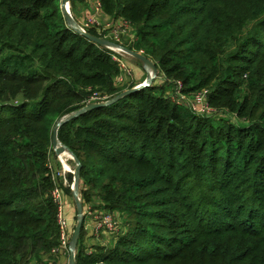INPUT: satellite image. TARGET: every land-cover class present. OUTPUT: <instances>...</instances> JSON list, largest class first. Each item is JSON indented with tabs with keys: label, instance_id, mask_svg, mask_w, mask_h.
<instances>
[{
	"label": "trees",
	"instance_id": "16d2710c",
	"mask_svg": "<svg viewBox=\"0 0 264 264\" xmlns=\"http://www.w3.org/2000/svg\"><path fill=\"white\" fill-rule=\"evenodd\" d=\"M61 1L0 0V42L33 68L5 76L16 68L0 59V264H27L22 250L58 245V205L47 166L53 129L95 94L109 100L123 92L114 86L117 65L66 23ZM100 2L107 16L136 28V49L162 75L180 80L184 94L205 91L208 107L233 114L242 125L213 128L183 114L154 87L63 123L57 139L79 162L87 202L96 194L102 209H132L139 218L132 237L111 250L88 256L76 248L75 264H151L157 244L169 247L163 231L176 243L188 242L175 254L154 253L161 264H175L189 251L196 253L189 264H264V223L228 229L221 222H191L199 220L196 200L205 199H192L175 185L218 167L225 186L238 182L239 190L248 186L254 194L264 189L257 186L264 171V126L257 121H264V0ZM232 148L244 152L243 169L228 171ZM255 217L262 216L256 212L248 223ZM194 223L199 231L188 237Z\"/></svg>",
	"mask_w": 264,
	"mask_h": 264
},
{
	"label": "rangeland",
	"instance_id": "374dc122",
	"mask_svg": "<svg viewBox=\"0 0 264 264\" xmlns=\"http://www.w3.org/2000/svg\"><path fill=\"white\" fill-rule=\"evenodd\" d=\"M97 1L98 0H85V3H82L81 1L78 2L70 0L65 4L63 2L60 4L62 5L63 10L68 11V15L75 23L76 27H83L87 22V19H89L91 16H94L93 11ZM103 13L104 12L102 9V13L97 15L96 21L93 23V25L84 28V31L85 33L92 32L99 36L96 38L106 41L107 44L102 47L106 51L113 53L117 58H120L124 62L127 74L114 79V86H116L117 90L123 91L122 93L118 92L119 94L109 100H107V98H109L108 96L102 98L100 94H95L90 103L82 109H86L92 105H106L123 93L131 91L129 87L136 89L140 86H145L146 88H161L162 90L157 93L162 94L163 97L169 100L170 103L177 104L181 108V112L183 114H194L200 119H205L211 124V127L213 128L221 127L226 123L242 125L241 121H238V119L233 114H230L227 111L213 110L212 108L208 107L207 95L205 94H203V101L201 102V105H198L195 111L192 110L191 105L193 103V99L197 97L196 95L199 93L194 92L191 94H184L182 92L184 87L180 80L166 78L160 73L158 67H156L155 61L152 58L148 57V55H146L143 50L136 49L135 45L138 43L136 28L126 25V23L120 18H113V21L108 22L104 20L103 17H101ZM115 32H121L123 34L118 35L117 38H115ZM2 34L3 33H0V35ZM3 43L4 42H0V52L2 53L0 55V59H3L9 67L16 68L15 70H12V68L7 70L5 72V76H12V73L17 72L18 69L33 70L32 66H26L25 61L19 54L12 53L10 51L8 44L5 45ZM124 49L133 51L145 57L151 62L153 68H147L146 65H144L141 61L134 59L125 51H123ZM253 49L256 48L253 47ZM34 71L37 72L36 70ZM243 80H246V76H244ZM243 93H245V90ZM5 100L6 99L3 100V103H9L10 105V102H5ZM14 105H16V103H14ZM108 106L110 105L105 107ZM257 121L260 123V125L264 126L263 119H257ZM49 148L50 152L47 159V166L52 174L54 189H57L62 195L61 205L58 204V206L62 207L63 217L68 221V232L71 240L78 220L76 206L73 199V173L75 171V163L67 151H65L63 154L57 155L52 144ZM235 153L236 150L232 148L230 150V161H232V165L228 167V171L234 167L235 168L232 170L244 168V152L241 151L239 154ZM218 164L220 165L221 161ZM204 175L205 178L203 179H200L199 177L195 179H188L184 176L180 178V180L175 184L176 187H180L183 192H188L189 194L193 193L192 199H197L200 197L205 199L201 204H199V202L196 200V207H199V212L197 213L199 220H196L197 218H192L190 219L191 222L195 221L200 224L202 221V224L206 227H208V224L211 221L221 222L223 226L228 229H234L236 227H256V225L264 223V189L263 191L261 189L256 190V194H254L253 190L248 189V186H243V188L239 190L240 184L238 182L234 187L225 186V182L221 176L222 173L218 167L215 168L213 173H205ZM261 175L263 178L257 185L258 187L260 185H264V171L261 173ZM78 194L80 198V204L82 206V212H85L86 214L92 210L90 213H94V215L105 213L109 214L112 217L113 223H115V227L112 230L98 231L95 234H90L91 236L87 240L88 242L86 241L87 236L81 232L82 234H80V236L82 238L79 237L76 247L77 249L82 247V250L80 249V251L89 256L91 254L98 253L101 248L103 250H111L113 247H115L116 242L121 238L126 236L132 237L133 234L131 233L135 231L136 223L139 222L136 210L127 209L111 211L102 209L101 207L103 205L99 202V198L96 196V194L90 195V197H88L89 201L87 202V197L81 194V184L80 187H78ZM183 195L184 193H181V196ZM178 197L180 196H177V199H179ZM256 212L258 215L262 216L261 219H257V217H255L251 223H248V221L252 219V215H255ZM215 222L213 224H215ZM195 224L196 223H194V227H196ZM83 228L82 230H84ZM148 231L150 233L158 232V230L154 227H150ZM198 231L199 229L196 227L193 233H189L188 237H192ZM161 233L164 235L162 240L169 244V247L173 250H170L168 246H161L160 244H157V248H159V250L153 251L151 257L162 259L157 257L158 253L156 256H153L154 253L162 251L165 255H171L186 249V247H182L187 244L188 238H184L183 242L181 241L180 243H176V240L171 238V235L168 231H163ZM139 239L142 243L143 239ZM206 239H208V243L211 242L215 244L220 242V240H211V238L208 237H206ZM56 247L57 245L51 250L43 252H40L38 247L36 250L25 249L20 252L19 257H21L20 255H27V264H68L70 257L68 258L67 255L55 256L52 254V250ZM180 247L181 249H179ZM178 249L179 251L176 252ZM189 252L181 254L182 257L175 264H189L192 256L196 254L194 251H191L190 253ZM60 256L63 259L57 261V257ZM156 259H152L153 261H151V264H161V262L156 261Z\"/></svg>",
	"mask_w": 264,
	"mask_h": 264
},
{
	"label": "built area",
	"instance_id": "2783aa9c",
	"mask_svg": "<svg viewBox=\"0 0 264 264\" xmlns=\"http://www.w3.org/2000/svg\"><path fill=\"white\" fill-rule=\"evenodd\" d=\"M102 5L100 0L97 1L94 7V16H91L89 19H87V22L85 25L82 27H77L75 30L74 27L70 26L75 32H78L76 34L81 35V33H85V29L89 27L90 25H93V23L96 21V17L98 14L102 13ZM124 21V20H123ZM126 25L131 26L129 23L124 21ZM123 33L121 32H115L114 36L117 38L118 35H122ZM82 36V35H81ZM108 55L110 56L111 60L117 65L119 69V76L122 77V75L127 74L126 67L124 65V62L120 59L117 58L113 53L108 52ZM118 76V77H119ZM117 77V78H118ZM203 94L206 95V92L199 93L196 95L193 99V103L191 105L192 110H196V107L198 105H201V102L203 101ZM53 200L57 205H61V193L57 190L54 189L51 194ZM92 210H90L88 213L85 214V212H82L83 215V226L84 230H88L91 232V234H95L98 231H104V230H112L115 227V223L112 221V217L109 214H96L90 213ZM90 216V217H89ZM93 216V217H91ZM57 223H58V229H59V239H58V245L56 248L52 250V254L55 256L59 255H67L68 258L70 257V237H69V232H68V221L63 217L62 214V207L58 206V214H57ZM68 264H70L68 262Z\"/></svg>",
	"mask_w": 264,
	"mask_h": 264
},
{
	"label": "water",
	"instance_id": "95a60500",
	"mask_svg": "<svg viewBox=\"0 0 264 264\" xmlns=\"http://www.w3.org/2000/svg\"><path fill=\"white\" fill-rule=\"evenodd\" d=\"M70 0H62L61 2H63L64 4L66 2H69ZM63 14H64V17H65V20L67 22L68 25L74 27L75 29H77L75 23L72 21V19L70 18V16L68 15V11L66 10H63ZM82 36H84L85 38H87L88 40H90L93 44H96V45H100V46H104L107 44L106 41L102 40V39H99V38H96V37H93L91 35H89L88 33H81ZM123 51H125L128 55H130L131 57H133L134 59H137L139 61H141L144 65L149 66L151 68H153V65L151 64V62L146 59L145 57L133 52V51H130V50H126L124 49ZM146 88L145 86H140L136 89H132L131 91H128V92H125L123 93L122 95H120L119 97L113 99L110 103H107L106 105H92L86 109H82L80 110L79 112L75 113V114H72L64 119H62L61 121H59L57 123V125L55 126V128L53 129V132H52V146L53 148L55 149V153L57 155L59 154H63L65 151H67L68 154H70L72 160L74 161L75 163V171L73 173V199H74V202H75V206H76V211H77V225L74 229V232H73V235L71 237V240H70V258H69V263L70 264H75V250H76V247H77V243H78V240H79V237H80V234H81V230H82V227H83V215H82V206L80 204V198H79V194H78V187H79V169H80V165H79V162L76 158H74L72 156V154L58 141L57 139V131L59 129V127L79 116V115H82L88 111H91L93 109H96L98 107H105L107 105H112L114 104L115 102H117L118 100H120L122 97L132 93V92H136V91H139V90H142Z\"/></svg>",
	"mask_w": 264,
	"mask_h": 264
},
{
	"label": "crops",
	"instance_id": "0c3cea01",
	"mask_svg": "<svg viewBox=\"0 0 264 264\" xmlns=\"http://www.w3.org/2000/svg\"><path fill=\"white\" fill-rule=\"evenodd\" d=\"M73 1H78V2H82V3H85V0H73ZM94 1V0H93ZM101 17H103V19L104 20H106V21H113V18L112 17H110V16H107L106 14H104L103 13V15L101 16ZM121 19V18H120ZM123 20V19H122ZM83 231V234H85V236H87L86 237V241L90 238V236L92 235L91 234V232L90 231H88V230H82ZM87 232H90V233H87ZM91 234V235H90ZM88 242V241H87ZM63 258L60 256V257H57V261H60V260H62Z\"/></svg>",
	"mask_w": 264,
	"mask_h": 264
},
{
	"label": "bare ground",
	"instance_id": "6f19581e",
	"mask_svg": "<svg viewBox=\"0 0 264 264\" xmlns=\"http://www.w3.org/2000/svg\"><path fill=\"white\" fill-rule=\"evenodd\" d=\"M147 68H151V67L147 66Z\"/></svg>",
	"mask_w": 264,
	"mask_h": 264
}]
</instances>
